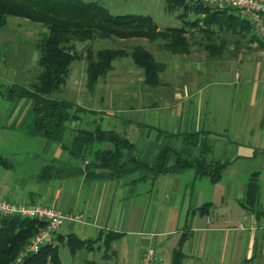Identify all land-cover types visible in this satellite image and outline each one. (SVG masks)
<instances>
[{
  "label": "crops",
  "instance_id": "crops-1",
  "mask_svg": "<svg viewBox=\"0 0 264 264\" xmlns=\"http://www.w3.org/2000/svg\"><path fill=\"white\" fill-rule=\"evenodd\" d=\"M227 34L219 56L209 54L203 42L192 43L188 54L168 55L162 83L154 90L140 85L107 90L97 84L100 104L85 106L93 112L81 119L123 133L136 147L128 158L134 154L147 163H153L165 145L180 151L184 144L177 135L202 132L210 147L206 161L228 163L219 181L197 177L192 168L143 179H138L142 172L137 170L116 180H86L83 174L63 172L41 181L38 175L46 165L81 163L43 137L37 149L20 148L17 134L37 136L27 133L30 124H24L17 113L13 116L12 108L5 110L0 138L13 148L14 156L0 152L11 163L0 165L4 170L0 195L9 201L52 206L79 218L65 220L56 229L53 242L59 244L61 264L68 234L94 240L107 231L122 236L112 241L107 252L101 240L94 243V248L103 250L99 262L92 249L71 254L69 264H139L149 247L156 251L155 264H163L166 257L171 264L178 248L185 255L183 264H264V214L257 216L240 202L256 172L258 207L264 209V47L242 31ZM116 93L133 103L111 107L109 99V104H102L103 98ZM81 120L69 123L63 139L66 146H71ZM23 150L25 156L18 159L15 155ZM198 153L193 147L186 157ZM175 159L171 152L168 165ZM204 204L208 209L203 213L199 207ZM183 232L187 236L178 245Z\"/></svg>",
  "mask_w": 264,
  "mask_h": 264
},
{
  "label": "trees",
  "instance_id": "trees-1",
  "mask_svg": "<svg viewBox=\"0 0 264 264\" xmlns=\"http://www.w3.org/2000/svg\"><path fill=\"white\" fill-rule=\"evenodd\" d=\"M191 1L165 0V4L172 11L179 7L184 9L178 17L183 18L187 10H193L196 14H203L202 19L184 20L180 26L160 28L149 15H116L93 1L0 0V31L6 27L9 17H19L46 28V33L36 43L39 51V72L36 80L29 86L11 84L3 95L10 100L25 98L30 102L34 112V119L27 127L30 136H41L60 144L73 159L81 163V166L72 167L46 165L38 175L41 181L59 176L63 172L83 174L86 180H116L137 170L142 172L138 179H143L187 168H192L197 177L206 176L212 182L220 180L228 163L206 161L210 147L206 145L202 132L177 135L182 137L183 148L175 151L165 145L153 163L140 161L134 154L128 158V153L136 150L135 145L123 133L102 129L95 123H87L85 127L74 129L72 144L66 146L63 139L69 123L79 121L93 111L72 99L53 97L65 84L72 64L81 58L86 60L85 83L90 93L113 69V62L126 56L131 58L136 67L142 69V82L151 90L162 83L166 61L157 59L142 45H135L130 50L111 47L93 49L90 41L95 38H141L150 42L161 41V46L170 54L179 55L188 54L192 43L203 42V47L209 54L219 56L227 42V33L244 31L250 27L244 21L236 22L238 16L228 13L227 8L220 9ZM236 23L239 24L238 29ZM199 24L201 26H198ZM213 25L217 26L218 30H215ZM193 147H198V155L187 158L186 155ZM171 152L176 154V159L172 165H168ZM0 165L11 166L1 153ZM251 177L246 184L245 196L240 202L247 211L259 216L264 214V209L258 207L257 173H252ZM207 209L208 204L199 207V211L203 213ZM44 225L45 223L38 219L0 214V264H61L59 244L54 242L42 245L37 251L25 253L17 261ZM121 236V233L107 231L101 232L92 240L68 234L62 245L74 255L81 250L94 249V243L101 240L102 247L107 252L112 241ZM184 257L179 248L175 249L171 264H183Z\"/></svg>",
  "mask_w": 264,
  "mask_h": 264
},
{
  "label": "rangeland",
  "instance_id": "rangeland-1",
  "mask_svg": "<svg viewBox=\"0 0 264 264\" xmlns=\"http://www.w3.org/2000/svg\"><path fill=\"white\" fill-rule=\"evenodd\" d=\"M86 2H97L107 8L112 14H142L149 15L155 21V23L160 27H176L180 26L182 21H191L195 18L202 19L203 14H196L193 10H187L183 18L178 17L179 13L184 9L176 8L175 10H170L166 7L165 0H84ZM191 1V0H190ZM192 2V1H191ZM220 9L227 8L228 13H232L238 16L236 22L244 21L247 24L248 21L242 17L241 13L232 7L228 6H216ZM238 23H236V29H238ZM198 26H201L199 24ZM250 26V24H249ZM197 27V26H195ZM193 27V29L195 28ZM214 28H218L214 26ZM250 40L260 44L264 47V43L256 36L251 26L249 29L242 31ZM46 33V28L40 24L29 22L25 19L19 17H9L8 23L4 29L0 31V124L4 120V112L8 108L13 109V116L17 113L19 117L23 118L24 124H31L34 119V112L30 106V102L25 98L10 100L3 96L8 87L11 84H19L22 86H29V84L36 80V76L39 72V67L37 64V59L39 51L37 49L36 43H38L42 36ZM199 36V34H196ZM93 49H98L102 47L111 48H122L130 50L135 45H142L144 48L149 50L154 54L157 59L161 61H166V57L170 55L168 50L161 46V41L150 42L146 39L132 38V39H101L95 38L90 41ZM86 60L81 58L80 60L74 62L71 66L69 75L66 79L65 84L60 90L53 94L54 98H68L76 101L80 105L87 106L95 102H98L99 93L97 90L89 92L86 88ZM222 76L225 73H221ZM228 74H226L227 76ZM164 72L162 73V77ZM143 71L142 69L135 66L133 61L129 56L123 57L121 59L115 60L113 62V69L106 75L104 79L99 81L98 87L101 89H130L133 86L138 87L140 85L141 89H151L148 85L142 82ZM116 93L113 97L107 96V98L102 99V104H109V99L111 100V107L121 106L126 107L133 103L131 98L119 97ZM94 100V101H93ZM90 101V103H89ZM18 117V118H19ZM90 117V116H89ZM10 119L5 121V125L9 124ZM79 128L85 127V121H80ZM1 133V132H0ZM19 137V146L24 150H34L41 146L40 139L42 137H28L24 134H17ZM21 151L18 159L25 156V152ZM13 148L4 145L2 139L0 138V152H2L8 158L14 156ZM76 162H79L76 160ZM3 168L0 167V171ZM93 257L97 262L102 259L103 250H98L94 248L92 250ZM61 257L63 264H69L72 261V255L67 249V247L61 250ZM52 264V263H48ZM163 264H170L169 259L166 257Z\"/></svg>",
  "mask_w": 264,
  "mask_h": 264
},
{
  "label": "built area",
  "instance_id": "built-area-1",
  "mask_svg": "<svg viewBox=\"0 0 264 264\" xmlns=\"http://www.w3.org/2000/svg\"><path fill=\"white\" fill-rule=\"evenodd\" d=\"M210 7L228 6L237 9L248 21L256 36L264 43V0H192ZM0 214L17 215L34 218L45 223L44 227L34 236L17 261L27 252L37 251L42 245L54 241L56 229L65 220L79 219L74 215L44 204H27L21 201H9L0 195ZM156 251L149 247L140 256L139 264H155Z\"/></svg>",
  "mask_w": 264,
  "mask_h": 264
},
{
  "label": "water",
  "instance_id": "water-1",
  "mask_svg": "<svg viewBox=\"0 0 264 264\" xmlns=\"http://www.w3.org/2000/svg\"><path fill=\"white\" fill-rule=\"evenodd\" d=\"M187 236L186 232H183L180 236L178 245H181V243L184 241L185 237Z\"/></svg>",
  "mask_w": 264,
  "mask_h": 264
}]
</instances>
